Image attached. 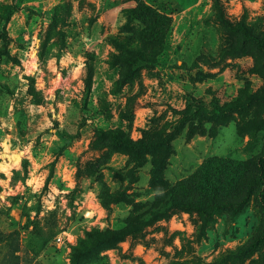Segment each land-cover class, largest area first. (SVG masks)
<instances>
[{"label": "rangeland", "instance_id": "obj_1", "mask_svg": "<svg viewBox=\"0 0 264 264\" xmlns=\"http://www.w3.org/2000/svg\"><path fill=\"white\" fill-rule=\"evenodd\" d=\"M141 2L169 26L121 84ZM248 34L264 38V0H0V264H264V51ZM116 128L157 151L108 145ZM181 183L208 208L245 201L168 206ZM133 213L132 233L76 251Z\"/></svg>", "mask_w": 264, "mask_h": 264}, {"label": "trees", "instance_id": "obj_2", "mask_svg": "<svg viewBox=\"0 0 264 264\" xmlns=\"http://www.w3.org/2000/svg\"><path fill=\"white\" fill-rule=\"evenodd\" d=\"M216 6L218 9L221 8L220 3L216 1ZM18 7L15 4L9 5L6 8V21L8 22L13 14L14 10H17ZM129 14H131L133 19L140 21L143 24V29L138 34V38H133L131 41L135 40L134 44L126 41L124 45L125 52L122 55L124 63L126 65V74L127 79H122L121 84L124 81H128L131 76L135 75V73L143 67H149L156 63V58L153 53L147 51V48H143V46H148L149 43L153 42H163L162 35H165L166 30L168 29L169 16L160 12L157 7L146 3H139L135 8H130ZM224 19V18H223ZM225 20V19H224ZM230 26V24H229ZM248 38L252 39L263 51H264V38H261L255 34H248ZM92 82L88 83V89L91 90ZM230 108L226 107H217L212 110H206L203 107H198V110L193 112L191 115L193 117L203 118H220L227 114ZM262 119L264 121V107L262 110ZM109 142L108 145L126 148L133 151H153L154 153L157 151L156 148L159 145L158 141H150V140H134L130 136L126 135L125 132L121 128H116L111 130L108 133ZM164 164L162 157L159 159L158 163L154 165L155 174L160 171L161 166ZM256 168L258 170V177L255 179L257 183H259V196L261 207L264 211V152L261 153L256 159ZM182 186V187H181ZM185 187V184H177L170 192V196L168 198V206L176 205L180 206L185 210H198L207 216L211 215L218 208H228L237 212L243 205L245 199H241L236 203H233L231 200H222L221 202L213 201L211 207H205L200 203L193 202L192 200H186L184 198L177 197V194L186 193L188 190ZM167 198V197H166ZM165 198L160 200V203L163 202ZM154 209V208H153ZM134 214V213H133ZM145 214H134L129 217V221L125 227L119 229L112 230H100L96 229L90 232V237L88 239L82 240L80 244V248L78 247L76 251L81 252L83 254H87L88 251L91 253H96L99 250L112 246L115 242L121 240L124 236L133 232V226L131 227V223L138 222ZM263 237H264V228H263ZM264 258V252H263Z\"/></svg>", "mask_w": 264, "mask_h": 264}]
</instances>
